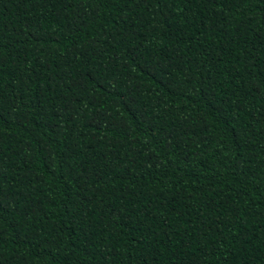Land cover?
Listing matches in <instances>:
<instances>
[{"label":"trees","instance_id":"obj_1","mask_svg":"<svg viewBox=\"0 0 264 264\" xmlns=\"http://www.w3.org/2000/svg\"><path fill=\"white\" fill-rule=\"evenodd\" d=\"M0 264H264V0H0Z\"/></svg>","mask_w":264,"mask_h":264}]
</instances>
